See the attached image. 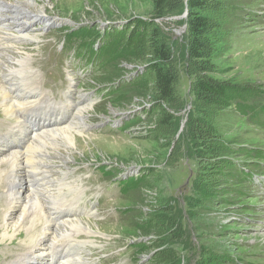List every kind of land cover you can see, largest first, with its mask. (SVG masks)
Wrapping results in <instances>:
<instances>
[{
	"label": "rangeland",
	"instance_id": "1",
	"mask_svg": "<svg viewBox=\"0 0 264 264\" xmlns=\"http://www.w3.org/2000/svg\"><path fill=\"white\" fill-rule=\"evenodd\" d=\"M37 2L41 5L44 0ZM186 2L170 0L156 18V0H48L46 24L27 26L36 39L15 45L28 57L25 75L36 71L40 88L49 92L63 80L61 92L71 86V100L87 106L84 128L75 134L77 146L58 139L46 148L72 159L75 188L87 192L81 196L84 201L111 194L94 207L91 217L78 216L87 228L78 240L88 242L84 253L88 263L169 264L170 255L174 264H195L200 258L216 264H227L229 258L237 264H264V112L241 116L235 102L228 108L209 106L195 95L199 82L252 89L261 93L246 104L264 109V0L208 1L200 12L210 24L203 36L204 57L196 61L187 55ZM137 19L153 21L172 54L170 100L159 99L154 89H133L142 80L137 67L144 70L149 50L143 60L132 64L98 59L86 75L80 72L87 65L84 61L72 53L61 55L64 35L76 31L89 35L78 42L102 52L117 38L112 32L121 29V43L129 48L128 37L134 35ZM147 80L152 82V75ZM12 82L14 107L30 82L21 84L18 76ZM109 88L107 96L99 94ZM7 100L8 96L0 98L3 129L8 123L1 104ZM249 149L260 156L245 155ZM230 161L246 169L248 178L237 177ZM1 169L8 172L5 166ZM28 170L33 188L48 182L45 176L42 184L34 169ZM137 178L144 185L127 190ZM19 190L16 186L13 192L18 200L14 215L26 196ZM199 190L205 191L207 199ZM1 191L0 201H4ZM2 209L0 204V226L5 218ZM14 240L13 245L0 247V264H13L28 252L21 253L17 248L21 240ZM42 242L41 238L38 244ZM140 244L146 247L143 253Z\"/></svg>",
	"mask_w": 264,
	"mask_h": 264
},
{
	"label": "bare ground",
	"instance_id": "2",
	"mask_svg": "<svg viewBox=\"0 0 264 264\" xmlns=\"http://www.w3.org/2000/svg\"><path fill=\"white\" fill-rule=\"evenodd\" d=\"M37 1L0 0V98L8 96V100L1 104L4 123L8 124L5 129L0 125V189L4 200L0 204L5 217L0 226V247L13 245L17 241L15 238L21 240H18L17 248L21 253L28 252L13 264H37L38 260L47 264H91L84 255L88 242L78 240L79 234L87 228L76 216L79 196L84 191L81 187L75 188L72 159L46 148L58 139L66 141L65 145H76L73 143L75 134L84 128L87 106L76 99L72 101L70 91L58 103L49 99L39 89L38 73L34 71L32 76H29L31 72L25 75L28 57L15 48L16 44L20 47L24 41L36 39L30 36L27 26L37 22L41 26L47 22L44 18L45 5L50 6L48 0L41 5ZM15 76L19 77V83L30 82V85L19 93L16 105L14 103L15 106L11 107L15 92L10 89L15 87L12 82ZM59 106L67 111L53 112ZM71 107L72 117L68 111ZM65 163L68 164L64 166ZM3 166L8 172L1 169ZM30 166L36 177L42 179V184L46 176L48 182L45 185L36 188H33L35 183L30 185L32 181L27 178ZM16 186L26 196L21 197L17 205L21 209L14 215L18 202L13 196ZM41 238L43 242L38 244Z\"/></svg>",
	"mask_w": 264,
	"mask_h": 264
},
{
	"label": "trees",
	"instance_id": "3",
	"mask_svg": "<svg viewBox=\"0 0 264 264\" xmlns=\"http://www.w3.org/2000/svg\"><path fill=\"white\" fill-rule=\"evenodd\" d=\"M210 0H187L186 6L188 9V21H187V34H188V46H187V55L193 60H201L203 59V50L205 48V41L203 40V36L207 33L209 29V21L206 17L200 15V12L203 10L204 6ZM170 4V0H156L155 11L156 18H159L162 14L163 10L168 7ZM136 28L134 35H130L128 37L129 48L124 47L121 41L124 39V34L121 29L117 31L114 30L112 33L116 34V39H112L106 45L107 48L103 49L102 52L95 51L93 48L89 47V44H82L78 46V53L82 57L86 53L89 58H109L111 62L115 63L121 61L122 63H133L135 59H144L146 56L145 51L149 50L150 53L148 55L149 64L144 67V72L136 85H134L133 89L135 90V86L138 89L141 87L145 90V87L150 89H154V94L161 100H170L173 97V83L174 76L169 71L170 63H172V54L168 47L161 42L160 31L157 27H155L153 21L150 23L147 21H143L140 19L135 20ZM86 31H76L71 32V34L67 33L64 35L68 42L76 41L86 38ZM108 38H110L107 35ZM131 40V41H130ZM127 45V44H126ZM144 45L147 49H145ZM139 59V60H140ZM140 60V62L142 61ZM139 62V63H140ZM151 62V63H150ZM145 64V61H143ZM143 68V67H141ZM152 75V82H148L147 75ZM106 80H103L102 83H105ZM197 88L195 91V95L199 100H202L206 105L219 107V105L226 106L225 108L230 107L234 102L237 107V111L241 116L245 115H254L257 116L258 113L264 112L263 106H248L246 104L247 101L252 99V97L260 94V91L244 90V88H233L228 85H217L213 86L207 83L199 82L196 84ZM256 92V93H254ZM261 108V109H260ZM260 109V110H258ZM136 121H131L128 125H134ZM260 124H263L262 122ZM250 153V154H249ZM244 154H249L250 156H254L257 158L260 156V153L257 151L249 149L247 152L244 150ZM231 170L236 173V176L240 179L244 180L246 177L248 178L247 170L240 165L237 166L235 162L230 161ZM240 168V170L238 169ZM245 175V177H244ZM131 180L127 190H133L139 185H144L143 180ZM199 194L204 199H207L206 193L204 190H199ZM168 223V218L164 219ZM164 220H161V224H165ZM143 231V229H142ZM181 236H184L183 234ZM162 241L159 245H162ZM141 247L140 253H143L145 250V246L140 244ZM169 264H174V259L170 255L167 257ZM227 264H237L232 258H229L226 262ZM196 264H216L210 259H199Z\"/></svg>",
	"mask_w": 264,
	"mask_h": 264
},
{
	"label": "built area",
	"instance_id": "4",
	"mask_svg": "<svg viewBox=\"0 0 264 264\" xmlns=\"http://www.w3.org/2000/svg\"><path fill=\"white\" fill-rule=\"evenodd\" d=\"M137 68H138V69H137L138 76L141 77L142 74H143V72H144V70H143V68H141V67H137ZM139 79H140V78H139Z\"/></svg>",
	"mask_w": 264,
	"mask_h": 264
},
{
	"label": "water",
	"instance_id": "5",
	"mask_svg": "<svg viewBox=\"0 0 264 264\" xmlns=\"http://www.w3.org/2000/svg\"><path fill=\"white\" fill-rule=\"evenodd\" d=\"M186 12V11H185ZM187 13V12H186Z\"/></svg>",
	"mask_w": 264,
	"mask_h": 264
}]
</instances>
